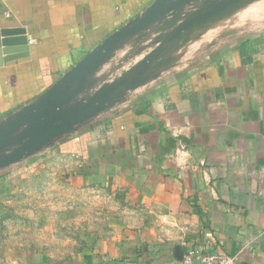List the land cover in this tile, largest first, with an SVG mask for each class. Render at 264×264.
<instances>
[{
    "label": "crops",
    "instance_id": "0c3cea01",
    "mask_svg": "<svg viewBox=\"0 0 264 264\" xmlns=\"http://www.w3.org/2000/svg\"><path fill=\"white\" fill-rule=\"evenodd\" d=\"M154 1L0 0V117ZM131 36L90 71L72 102L87 103L104 86L120 95L35 152L72 160L74 185L114 200V245L138 252L143 264H179L189 246L264 264V28L171 60L121 90L118 82L150 54L134 58L124 79L102 82L118 61L129 62L116 49Z\"/></svg>",
    "mask_w": 264,
    "mask_h": 264
},
{
    "label": "rangeland",
    "instance_id": "374dc122",
    "mask_svg": "<svg viewBox=\"0 0 264 264\" xmlns=\"http://www.w3.org/2000/svg\"><path fill=\"white\" fill-rule=\"evenodd\" d=\"M220 1L187 0L120 42L116 50L126 53L129 62L118 61L102 82L124 79L134 58L154 50L176 61L229 35L264 28V0H236L219 14L175 34L185 19ZM249 23L255 26L242 28ZM38 151L0 170L4 178L0 183V264H143L138 252L123 254L114 245L120 236L114 200L74 185L72 160Z\"/></svg>",
    "mask_w": 264,
    "mask_h": 264
},
{
    "label": "water",
    "instance_id": "95a60500",
    "mask_svg": "<svg viewBox=\"0 0 264 264\" xmlns=\"http://www.w3.org/2000/svg\"><path fill=\"white\" fill-rule=\"evenodd\" d=\"M185 0H155L145 11L111 33L95 49L90 51L68 71L62 74L46 91L18 106L10 114L0 117V168L19 161L37 149L50 143L62 133L71 131L77 124L90 119L105 108V103L114 94L113 87H101L97 97L87 103L72 101L82 93L86 76L103 61L109 51L121 39L147 28L157 18L167 14ZM236 0H222L211 9L185 19L175 30V34L189 29L211 16L219 14ZM186 41L187 38L184 37ZM170 57L154 50L139 64L134 74L118 82L121 90H132L143 84L147 72L169 64Z\"/></svg>",
    "mask_w": 264,
    "mask_h": 264
},
{
    "label": "built area",
    "instance_id": "2783aa9c",
    "mask_svg": "<svg viewBox=\"0 0 264 264\" xmlns=\"http://www.w3.org/2000/svg\"><path fill=\"white\" fill-rule=\"evenodd\" d=\"M179 264H240L236 256L223 252L209 251L202 246L187 247Z\"/></svg>",
    "mask_w": 264,
    "mask_h": 264
}]
</instances>
